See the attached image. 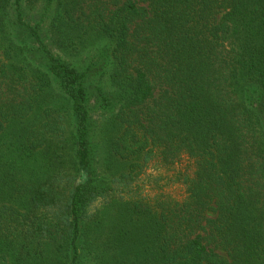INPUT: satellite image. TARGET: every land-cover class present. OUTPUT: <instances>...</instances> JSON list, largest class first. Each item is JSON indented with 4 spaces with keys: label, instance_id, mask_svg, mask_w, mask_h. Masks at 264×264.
Instances as JSON below:
<instances>
[{
    "label": "trees",
    "instance_id": "16d2710c",
    "mask_svg": "<svg viewBox=\"0 0 264 264\" xmlns=\"http://www.w3.org/2000/svg\"><path fill=\"white\" fill-rule=\"evenodd\" d=\"M36 1L0 0V263L20 264L21 230L23 242L55 246V259L41 264H84L94 231L87 210L115 192L91 167L83 79L92 68L81 72L50 49L78 44L82 31L110 44L101 76L113 90H96L110 112V157L170 167L185 156L195 165L178 176L180 201L115 204L122 227L96 258L264 264V0H43L52 9L47 41L44 15L35 25L25 19L22 4ZM55 85L66 107L52 104ZM66 108L71 156L61 151ZM39 113L42 124L29 128ZM37 167L46 177L29 178Z\"/></svg>",
    "mask_w": 264,
    "mask_h": 264
},
{
    "label": "rangeland",
    "instance_id": "374dc122",
    "mask_svg": "<svg viewBox=\"0 0 264 264\" xmlns=\"http://www.w3.org/2000/svg\"><path fill=\"white\" fill-rule=\"evenodd\" d=\"M26 22L30 25H35L41 20L40 25L41 34L45 36V41L49 38L50 18L52 16L51 8L49 13H45V3L43 0L36 2L22 4ZM13 19V12H9ZM60 33H68L66 27H61ZM74 31V30H73ZM76 34L77 32L74 31ZM79 42L76 45L70 46L67 43L63 47H56L51 45L50 49L60 60L66 62L70 67L77 68L83 72L90 66L91 71L87 72L83 84L86 92L88 93L87 108L91 114V130L89 137V147L91 155V167L94 170L95 178L104 179L101 185L113 188L110 191L108 199H98L93 202L87 210L88 222L93 232L89 233L87 240L89 241V253L85 252L84 264H107L109 254L103 253L100 258H96V254L102 250L104 241L107 240L110 234L119 231L122 223L118 224L117 211L113 209L118 202H131L133 200L142 199L144 202L149 203L157 201L160 197H168L174 200H182L185 197V186L179 180V175L187 174L192 176L195 169L194 161L182 156L173 166H165L159 162L151 161L146 165L142 164V159L129 161H119L117 158H112L109 155L107 137L111 134V130L105 129L104 119L109 115L106 107L102 104V100L96 94L98 88L104 89L106 93H111L113 90L109 85L107 75L104 77L101 74L104 72V58L109 59L110 44L104 40L93 35L92 33L83 34L79 31ZM78 41V40H76ZM5 42V41H4ZM3 46L0 45V54ZM106 65L107 61H106ZM109 66H107V69ZM52 104L56 109H60L62 105L67 106L65 98L61 95L57 85L52 87ZM109 107V106H108ZM63 124L65 125L66 141L61 143V151H65L66 156H71L73 152L72 134L74 130L73 113L70 109L66 108L63 111ZM42 124V116L36 114L31 116L27 125L29 128H38ZM18 127V126H16ZM13 126V128H16ZM23 141H21L22 143ZM22 146V144H21ZM38 162L46 160L44 156L38 157ZM27 161V160H26ZM63 167H69V158L65 157L63 160ZM132 163L140 165L136 167L134 174L128 178H121L127 176ZM39 165V164H38ZM142 165V167H141ZM41 167L36 168L35 173H27L31 179L37 177H46L45 173L41 171ZM114 178V180H112ZM153 199V201H152ZM112 202L114 205L109 206ZM26 227V226H24ZM22 237L25 233L20 230V264H41L52 262L56 257V248L53 245L37 246L36 242L27 239L23 242ZM37 240V239H35ZM25 243V244H24ZM25 245V246H22ZM24 249V250H23ZM21 251H28L29 256L21 253ZM2 264V263H0Z\"/></svg>",
    "mask_w": 264,
    "mask_h": 264
}]
</instances>
